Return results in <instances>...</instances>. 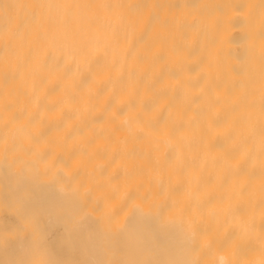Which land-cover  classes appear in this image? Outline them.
Listing matches in <instances>:
<instances>
[{"label":"bare ground","instance_id":"obj_1","mask_svg":"<svg viewBox=\"0 0 264 264\" xmlns=\"http://www.w3.org/2000/svg\"><path fill=\"white\" fill-rule=\"evenodd\" d=\"M264 264V0H0V264Z\"/></svg>","mask_w":264,"mask_h":264},{"label":"clouds","instance_id":"obj_2","mask_svg":"<svg viewBox=\"0 0 264 264\" xmlns=\"http://www.w3.org/2000/svg\"><path fill=\"white\" fill-rule=\"evenodd\" d=\"M221 264H223V260L221 259Z\"/></svg>","mask_w":264,"mask_h":264}]
</instances>
